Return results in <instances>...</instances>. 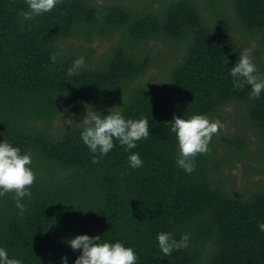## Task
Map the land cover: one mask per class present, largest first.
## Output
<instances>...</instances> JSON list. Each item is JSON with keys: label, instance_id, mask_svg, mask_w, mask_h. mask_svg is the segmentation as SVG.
<instances>
[{"label": "trees", "instance_id": "obj_1", "mask_svg": "<svg viewBox=\"0 0 264 264\" xmlns=\"http://www.w3.org/2000/svg\"><path fill=\"white\" fill-rule=\"evenodd\" d=\"M22 11L25 0H0V143L30 151L36 173L23 214L14 193L0 197L9 258L74 264L82 250L68 241L86 234L132 247L137 264H264V177L250 174L264 172V92L250 99L251 86L236 89L230 73L243 46L237 32L264 39V0H62L32 19ZM80 56L85 66L69 77ZM260 56L255 49L264 74ZM168 62L164 80L146 78ZM232 105L239 110L225 114ZM113 107L147 117L150 135L131 150L114 140L94 164L82 121L91 108L106 116ZM193 114L231 116L237 128L220 129L189 174L177 166L170 127L173 116ZM133 152L139 168L129 164ZM236 160L251 177L244 190ZM160 232L176 240L187 233L188 247L165 256Z\"/></svg>", "mask_w": 264, "mask_h": 264}, {"label": "clouds", "instance_id": "obj_2", "mask_svg": "<svg viewBox=\"0 0 264 264\" xmlns=\"http://www.w3.org/2000/svg\"><path fill=\"white\" fill-rule=\"evenodd\" d=\"M28 11L20 14L24 19H32L34 16L53 11L62 0H25ZM59 53L51 56L53 64L56 63ZM85 66V58L78 57L67 70L69 77L78 75ZM233 77V86L243 89L246 85L251 86L250 99H258L264 92V74L258 72L252 58V48L240 51L239 59L230 69ZM102 116L99 112L86 111L83 119L85 125L81 132V140L89 150L98 155L93 156L92 163H99L114 147V140H118L126 150L135 149L137 142L148 139L150 135L149 121L147 117L133 120L125 118L120 110L112 111ZM222 125L219 121H213L203 114H193L189 118L173 116L170 131L175 134L178 141L177 166L187 173L195 170V159L198 155L210 154L209 147L212 137L218 133ZM132 168H139L143 160L139 153H131L128 157ZM32 153H22L19 147L13 146L8 141L0 143V197L7 193H14L16 207L23 214L27 211L22 203L24 197H31L30 191L36 181V173L31 167ZM264 231V223L259 224ZM190 237L183 234L179 240L173 238L170 233L160 232L157 235L158 246L165 256L173 251L188 247ZM73 250H82L81 255L74 264H137L138 255L132 247L125 246L122 242H108L100 236L77 235L68 241ZM63 264H67V257H62ZM0 264H23L17 258H9L5 248L0 247Z\"/></svg>", "mask_w": 264, "mask_h": 264}, {"label": "rangeland", "instance_id": "obj_3", "mask_svg": "<svg viewBox=\"0 0 264 264\" xmlns=\"http://www.w3.org/2000/svg\"><path fill=\"white\" fill-rule=\"evenodd\" d=\"M237 37L238 42H239V47H241L242 45V50L245 48H252V53L255 49H259L260 53H261V62L263 63L262 66L264 65V39L262 38H251V36H249L247 39L243 38L244 36H242V34L240 32H237ZM242 38V39H241ZM245 42V45L244 43ZM109 43V40H104L101 43L98 44L97 48H98V53H100ZM97 44V43H96ZM159 47H164L163 46V42L161 41H157L156 42V48ZM166 49V48H164ZM169 62L165 63V66L161 65V66H153L152 69L147 73L146 78L147 79H151V80H156L159 76V78L161 79H165L167 74H169ZM239 109L237 108V106L232 105L229 106L227 108V111L225 112V114L230 113V114H234L236 111H238ZM231 116H229V119H222L221 117H216L215 119L211 118V120L213 121H219L220 124L222 125V127L220 129H225L227 131V129L230 130H236V125L233 124L232 120L230 119ZM247 156V154L241 155L242 158H245ZM252 162V160L250 161ZM257 167L260 166V164H256ZM264 168V167H263ZM229 169V168H228ZM227 169V170H228ZM252 171L250 172V174H252L253 177L257 178V177H264V172L262 170H254L251 169ZM232 173L236 178V188L240 189V190H244L248 187L249 182L251 181V177L249 176V173L247 172V165L244 164L242 161L236 160L235 161V165H232Z\"/></svg>", "mask_w": 264, "mask_h": 264}]
</instances>
